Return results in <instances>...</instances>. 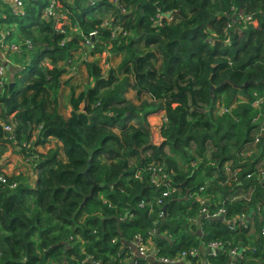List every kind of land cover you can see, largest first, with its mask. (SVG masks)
I'll return each instance as SVG.
<instances>
[{
	"label": "trees",
	"instance_id": "obj_1",
	"mask_svg": "<svg viewBox=\"0 0 264 264\" xmlns=\"http://www.w3.org/2000/svg\"><path fill=\"white\" fill-rule=\"evenodd\" d=\"M46 3L28 0L22 18L5 10L4 24L15 25L21 39L32 44L22 73L35 80L20 93L16 79H11V90L8 83L0 87V156L6 146L17 149L24 163L32 161L36 182L32 189L23 174L0 171V264H122L128 255L122 242L136 235L149 238L151 228L157 231L152 242L158 257L188 253L202 239L241 251L235 264H264V181L246 177L264 156V133L258 156L241 163L236 155L252 141L257 124L264 123V103L252 106L258 99L264 102V0H119L116 5L82 0L58 3L61 15L50 21L41 18ZM111 13V26L121 21L126 33L116 41L108 24H102ZM158 13L172 15L173 22L162 19V26L155 27ZM246 16L251 19L245 21ZM72 30L79 35L72 36ZM93 31L95 38L89 37ZM140 36L146 45L159 47L160 70L150 63L152 55L134 48ZM84 38L90 40V54H101L109 42L110 53L127 55L117 70L106 72L82 62L89 82L72 101L67 118L55 106L48 108V95L57 105L66 72L59 65L74 67L69 60L83 53ZM237 93L245 101L235 105ZM221 97L230 110L217 116L213 109ZM81 102L85 105L78 111ZM159 113L166 122L156 144L148 118ZM5 126H12V132ZM50 139L60 143L66 163L57 158V150H35ZM150 163L171 172L180 190V196L163 199L160 208L155 203L161 191L135 178ZM226 163L240 171L236 182L220 189ZM93 183V198L84 202ZM200 187L211 202L225 201V220L192 221L198 208L188 193ZM242 194L249 200L233 201ZM241 214L248 226L231 229L227 220ZM226 253L209 261L227 264ZM189 260L198 264L197 257ZM136 262L150 264L140 257Z\"/></svg>",
	"mask_w": 264,
	"mask_h": 264
},
{
	"label": "built area",
	"instance_id": "obj_2",
	"mask_svg": "<svg viewBox=\"0 0 264 264\" xmlns=\"http://www.w3.org/2000/svg\"><path fill=\"white\" fill-rule=\"evenodd\" d=\"M32 2H36L37 0H31ZM73 1H82V0H73ZM91 2L92 0H87ZM28 0H10L9 3V15L16 18H22L25 14V6ZM124 12V10H122ZM60 15V9L56 0H47L46 6L41 10V18L46 21L55 20ZM242 19V16L240 15ZM165 19L169 23L173 22L172 15H161L157 14L154 19V26L160 27L161 20ZM251 16H246L245 21H249ZM106 25V24H105ZM6 28L7 30H3ZM13 26L5 25L4 23L0 24V87L5 85L6 76H5V69L3 66V62H8V54L14 53L16 55L21 56L23 52L30 51L32 49V44L29 40H18L16 42L10 41V38L13 37ZM77 30H75L76 32ZM61 34H65V31L61 28L59 29ZM97 32H90L89 37L95 38ZM88 37V38H89ZM65 41H62V44ZM86 46H91L90 42H85ZM26 53V52H25ZM264 102L262 100L255 101L252 106L254 108H259ZM233 107V106H232ZM217 112L219 115L225 114L229 112V108L224 106H217ZM161 123L166 122L165 116L162 114V118L160 119ZM255 122V120H254ZM259 124V123H258ZM257 124V125H258ZM6 132H12V126H5L3 128ZM255 136H253L252 141L244 144L241 149L237 152V161L244 163L246 159L254 158L258 156V144L261 142L264 133V123H261L257 126L255 130ZM253 147L252 150L246 151L247 147ZM245 158V159H244ZM236 161V163H237ZM239 169H236L235 164L226 163L223 167V172L225 176V182L222 184L223 187H230L232 185L231 182L237 181V176L239 173ZM144 172L145 177L144 178ZM144 172L136 174L135 178H137L141 182H146L148 185L154 187L156 190L161 191V198L156 201V206L160 208L163 205V199L173 198L176 196H180V190L177 185L174 184L172 173L167 171L162 165H158L155 163H150L146 166ZM259 181H264V156L261 161L255 167V171L247 174V178L255 177ZM0 182H3V177L0 175ZM15 185L13 184L12 187ZM206 188L200 187L197 191L188 193L189 199L193 202L195 206H197V217L192 218V221H198L199 218H204L206 220H225L227 210L224 207L225 201H220L221 203H214L211 202L210 197L206 195ZM241 197L240 199H245L246 201L249 200V195H241L233 198V201H236L235 198ZM149 206L152 209V203H149ZM143 207V205H140ZM163 210V209H162ZM158 213V218L163 216V211ZM247 217L244 214L235 216L231 219H228L227 222L230 224V228L234 229L235 226L246 228L248 226L249 221H246ZM157 222L154 223V227L156 226ZM202 230H200L201 232ZM157 235V231L155 228H151L149 230V238H143L140 235H136L130 241L122 242L121 250H125L128 255L124 257L122 260V264H137L136 259L138 257L142 258L143 260L149 261L150 264L153 262L156 264H190V257H197L198 261L201 259L203 264H212L209 259L216 258L220 253L226 251L229 262L227 264H235L234 259L236 257H242L241 251L237 248H231L228 246V249H224V244H221L218 241L212 240L205 242L202 239H198L199 246L194 247L188 253L179 252L176 253L173 257H158L157 251L155 249V245L152 242V239L155 238ZM261 235L264 236V225L261 227ZM82 244V240H79ZM114 240L111 244H114ZM247 249H244V251ZM91 260L87 259V262ZM197 261V262H198ZM85 261H83L84 263ZM91 264H97L92 263Z\"/></svg>",
	"mask_w": 264,
	"mask_h": 264
},
{
	"label": "rangeland",
	"instance_id": "obj_3",
	"mask_svg": "<svg viewBox=\"0 0 264 264\" xmlns=\"http://www.w3.org/2000/svg\"><path fill=\"white\" fill-rule=\"evenodd\" d=\"M70 2H74L73 0H70ZM69 2V3H70ZM58 3H59V6L61 7L63 4H67V3H64L62 0H58ZM60 15H61V13H60ZM112 20H114V14H109L108 16H107V19L106 20H104L103 21V23L104 22H107L108 21V25H107V28L108 29H111L112 30V33H113V35H114V41H116V40H118L119 39V37L120 36H122V37H125L126 35V33H123V27H121V21H118L117 23H116V25L113 27V26H111V22H112ZM111 21V22H110ZM66 22H68L67 23V25L68 26H70V22L67 20ZM102 23V24H103ZM106 23H104L103 25H105ZM4 31L5 30H7L6 28H4L3 29ZM12 30H13V37H11L10 38V41H12V42H14V40L16 41V42H18V40L20 41V40H22L21 39V37H20V35L17 33V28H16V26L15 25H13V28H12ZM74 35H79L78 34V32L76 31L75 32V30H72V36H74ZM125 35V36H124ZM72 36H69V37H72ZM143 37L142 36H140V37H138V38H136V40H134L133 42H134V48L136 49V51L138 52V53H140L141 55H143V56H145L146 54H150V55H152L153 56V58L150 60V63L157 69V71L158 70H160V67L163 65V56L161 55V53H159V50H158V48L159 47H157V44H150L149 46H148V48H145V46H144V40H141ZM84 39H86V38H84ZM70 40V39H69ZM68 40V41H69ZM24 41V40H23ZM86 41H90L89 39H86ZM110 42H112V41H110ZM19 43V42H18ZM66 43V42H65ZM108 44H107V46L105 47V50H103V52L100 54V53H98L97 55H96V53H94V54H90V53H92L91 51V48H90V46H86V45H83V47H82V50H83V55H81V56H79L78 57V59L77 60H75L76 62H77V64L78 63H80V62H86V63H94V64H97V62H99V64H100V66L103 68V70H104V72H106V71H108L107 69H111L110 67H113V68H116L117 66H119L120 65V61H114L112 64H111V60H112V56H113V53H111V55H109L110 54V51H111V45H109V42H107ZM117 45H119L118 43H117ZM90 51V52H89ZM25 52H27L26 50L23 52V54H22V56H20V58H18V55H16V54H14V53H9L8 54V58H9V61L8 62H3V66H4V69H6V66H5V64H9V66H12V65H14V67L13 68H15V74H14V76L12 77V79H16L15 80V83H16V85H17V88H16V90L20 93V92H22L24 89H25V87H26V85H28L27 83H29L30 82V80H32V79H34L35 80V78H30L29 76V74L27 73V72H25L24 74H20V73H22V69L24 68V66H26L25 64H24V60H25V57H26V53ZM123 53H125V52H123ZM127 55V54H126ZM28 59V58H27ZM75 59V58H74ZM85 59V60H84ZM125 59V58H124ZM123 59V60H124ZM122 60V61H123ZM70 62H72L73 63V61H72V59L71 60H69ZM121 61V62H122ZM28 63H30L29 62V59H28ZM71 64V63H70ZM118 68V67H117ZM117 68L115 69V70H117ZM18 73V74H17ZM69 73L70 74H72V72L71 71H69ZM66 74H68V72L66 73ZM6 76V75H5ZM118 77L119 78H122L123 77V74L122 73H118ZM6 79L7 80H9L8 78H7V76H6ZM63 79V78H62ZM11 83V81H9V83L8 84H10ZM13 83V82H12ZM15 86V85H14ZM59 89H61V87H59ZM79 89V88H78ZM59 91L60 90H58V92H57V100L56 101H58V105H60V106H62V108H60V109H58V111L62 114V115H64L65 117H69L70 116V113H69V111H67L66 110V108H65V105H64V103L65 102H63V104H62V95H63V93H59ZM26 93V95H29L31 92L30 91H27V92H25ZM128 93V92H127ZM133 92H129L128 94H126V96L127 97H129V98H131L133 101H136L134 98H133ZM241 94L240 93H237L236 95H235V97H236V99H238L237 101H235L234 102V104L236 105V104H238V102H239V99H241V100H243V101H245V99H243L241 96H240ZM52 96V97H51ZM22 96H20V98H21ZM48 97H49V99L51 98V101H50V103L48 104V108L50 109V110H52L53 109V106H55L56 108H58V106L57 105H55V103H53L52 101H53V95H48ZM48 99V100H49ZM54 104V105H53ZM188 104H190V98H189V96H188ZM217 106H224V102H223V98L221 97V98H219L218 100H217V102H216V104H215V108L213 109V113L215 114V115H217V116H219V114H218V112H217ZM189 108H190V110H192V109H194L193 107H192V105L190 104L189 105ZM205 110V109H204ZM196 111H198V112H200V110H196ZM204 113V112H203ZM69 114V115H68ZM161 114V113H160ZM162 118V115L160 116V118H151V119H149L148 118V122H149V124H150V126H151V135L153 136V142H155L156 144H158V143H160V134H159V129H160V127H161V125H162V123H161V119ZM1 122H2V126L5 124V122L4 121H2L1 120ZM261 123H259L258 125H260ZM9 133V132H8ZM36 135H37V132H34V135H33V138L31 139V144L33 145L34 144V142H35V137H36ZM253 136H255V133L253 132ZM51 144V143H50ZM51 146H52V144H51ZM61 146H57V145H54L53 146V148H51V149H53V150H57V153H58V156H57V158L59 159V160H61V161H63V163H66V159H65V157H64V155H63V152H62V150H61V148H60ZM253 149V147H251V146H249V147H247V149H246V151L248 152L249 150H252ZM16 151H17V149H14L13 147H11V145L10 146H6V149L5 150H3V153L1 154V156H0V158L2 157V156H4V154H6L7 152H9V155L12 157V156H14V159H15V162H17V158H20V156L18 155V154H16ZM207 151H209V150H207ZM45 153H47V151L45 152ZM45 153H40V154H45ZM209 156H207V158H208ZM245 159V158H244ZM198 162V161H197ZM181 164H182V162H181ZM27 165H32V161H29V162H27ZM192 165H195V163H193ZM14 171V170H13ZM16 174H18V173H16ZM215 179V176L211 179V181H213ZM222 188H224V187H221L220 186V189H222ZM234 197H237V195L236 196H234ZM233 197V198H234ZM241 197H238V198H235V200H239Z\"/></svg>",
	"mask_w": 264,
	"mask_h": 264
},
{
	"label": "crops",
	"instance_id": "obj_4",
	"mask_svg": "<svg viewBox=\"0 0 264 264\" xmlns=\"http://www.w3.org/2000/svg\"><path fill=\"white\" fill-rule=\"evenodd\" d=\"M62 1L64 3H67V4L71 3L70 0H62ZM109 1L112 2V4L116 5L119 0H109ZM9 3H10V0H0V24L5 22V19H6L5 10L9 12ZM104 23L108 24V21L104 22ZM142 40H144V39H142ZM144 46H145V48H148L149 45H146L144 42ZM0 54H1V51H0ZM83 54L84 53H80V52L74 53V55L72 57L73 63L71 62V66H74V67L68 68L67 66H64L62 64L59 65L62 69L64 68L66 71L65 74L60 79L61 89H59L60 90L59 93H63L62 104H63V102H65L64 103L65 108L67 111H69V113L73 109L72 101H74L76 98L79 97V94L81 92H83L84 88L88 85V82H89V76L86 72L85 67L82 65V62L77 64V62L75 61L78 59L79 56H81ZM109 55H111V53ZM125 56H126V53H123V52L116 53V54L113 53L111 64L114 61H120V63H121V61L125 58ZM18 58H20V56ZM25 61H28L27 56L25 57L24 62ZM96 65L102 69L99 62H97ZM5 66H6V69H5L4 73L7 76V78L9 79V80H6V82H5V84H7V83H9V81H11L12 77L14 76L15 68H13L14 65L9 66V64H5ZM110 68L114 69V70L116 69L113 67H110ZM69 71H71L72 74H70ZM67 72H68V74H66ZM20 74H24V73H20ZM84 105H85L84 102L79 103L78 104V111H83ZM57 106H58V109L62 108V106L58 105V101H57ZM160 116H161L160 113L154 114V115L150 116L149 119L160 118ZM50 143L52 144V146ZM54 145L61 146L60 143L57 142L55 139H50V140H48V143H46L45 145L35 147V150L38 153H45L49 149L53 148ZM0 171L5 172L8 176L16 175V173H21L24 176V182L32 189L35 187L36 178L33 175L31 167L29 165H27L26 163H24L21 158H17V162H15L14 156L11 157L9 155V152L4 154V156H2L0 158ZM198 264H203L201 259H199Z\"/></svg>",
	"mask_w": 264,
	"mask_h": 264
},
{
	"label": "water",
	"instance_id": "obj_5",
	"mask_svg": "<svg viewBox=\"0 0 264 264\" xmlns=\"http://www.w3.org/2000/svg\"><path fill=\"white\" fill-rule=\"evenodd\" d=\"M15 83H10L9 84V90H11L13 87H14ZM84 174L86 175L87 174V171L84 172ZM97 187V185L95 183L92 184V187L90 189V193H89V196L86 197L84 199V202H86L87 199H92L93 198V193H94V189ZM165 209V207H163V210Z\"/></svg>",
	"mask_w": 264,
	"mask_h": 264
}]
</instances>
